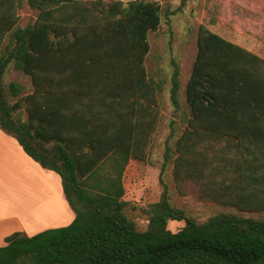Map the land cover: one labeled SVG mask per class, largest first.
<instances>
[{"label": "trees", "instance_id": "1", "mask_svg": "<svg viewBox=\"0 0 264 264\" xmlns=\"http://www.w3.org/2000/svg\"><path fill=\"white\" fill-rule=\"evenodd\" d=\"M189 0H28L36 18L20 23L22 0H0V129L53 170L74 214L34 235L16 231L0 264H264V58L200 24L185 86L172 59L171 120L160 199L130 216L123 177L150 158L163 119L165 80L150 76V32L184 12ZM212 10V9H211ZM215 21V15H209ZM10 68L33 89L6 82ZM23 105L26 118L22 116ZM197 182L202 196L237 209L199 221L172 200ZM184 222L177 232L169 221Z\"/></svg>", "mask_w": 264, "mask_h": 264}, {"label": "rangeland", "instance_id": "2", "mask_svg": "<svg viewBox=\"0 0 264 264\" xmlns=\"http://www.w3.org/2000/svg\"><path fill=\"white\" fill-rule=\"evenodd\" d=\"M160 1L165 8L168 6L175 8L181 0ZM19 13L22 25L33 21L37 16V11L29 7L28 0H22ZM213 14L215 21L211 22L209 15ZM202 23L264 58V0H189L184 12L172 17L171 27L163 20L159 30L150 32L151 50L146 60V67L150 76L165 80L162 89L163 119L155 135L149 160L146 162L131 160L123 177L126 190L124 198L135 207L130 209V216L140 229H145L148 224V217L141 209L157 202L162 193L160 173L164 161L165 143L171 131V120H179L182 109L187 108L185 86L197 53L198 28ZM172 59H175L182 68L183 84L180 91L182 109L180 111L176 110L170 94ZM11 81H17L23 86V92L18 98L20 100L33 89L30 78L13 68H10L6 75V82ZM22 108V116L26 118L24 105ZM163 177L171 185L172 200L175 205L186 210L199 221H205L222 212H238L234 207L224 206L210 198H204L200 185L193 180H187L181 188H177L173 183L170 169ZM251 215L264 216V213ZM183 225L182 221L170 220L168 227L177 232Z\"/></svg>", "mask_w": 264, "mask_h": 264}, {"label": "crops", "instance_id": "3", "mask_svg": "<svg viewBox=\"0 0 264 264\" xmlns=\"http://www.w3.org/2000/svg\"><path fill=\"white\" fill-rule=\"evenodd\" d=\"M74 218L59 174L43 168L0 129V247L16 231L31 236Z\"/></svg>", "mask_w": 264, "mask_h": 264}]
</instances>
